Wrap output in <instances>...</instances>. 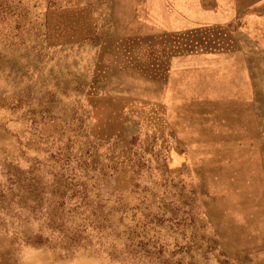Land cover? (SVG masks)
Returning a JSON list of instances; mask_svg holds the SVG:
<instances>
[{
  "label": "rangeland",
  "instance_id": "1",
  "mask_svg": "<svg viewBox=\"0 0 264 264\" xmlns=\"http://www.w3.org/2000/svg\"><path fill=\"white\" fill-rule=\"evenodd\" d=\"M150 5L0 0V264H264V0Z\"/></svg>",
  "mask_w": 264,
  "mask_h": 264
},
{
  "label": "crops",
  "instance_id": "2",
  "mask_svg": "<svg viewBox=\"0 0 264 264\" xmlns=\"http://www.w3.org/2000/svg\"><path fill=\"white\" fill-rule=\"evenodd\" d=\"M148 7L153 18L161 28L177 32L203 24H225L229 16L223 5L232 0H149ZM174 3L173 10L167 3ZM238 9L241 4H252V0H233ZM246 5V6H247ZM225 22V23H224ZM211 59V58H210ZM213 59V58H212Z\"/></svg>",
  "mask_w": 264,
  "mask_h": 264
}]
</instances>
